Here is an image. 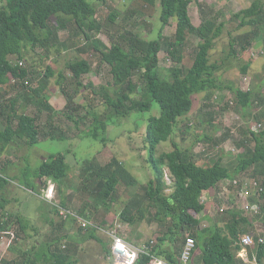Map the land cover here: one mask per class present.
Wrapping results in <instances>:
<instances>
[{
	"label": "trees",
	"instance_id": "trees-1",
	"mask_svg": "<svg viewBox=\"0 0 264 264\" xmlns=\"http://www.w3.org/2000/svg\"><path fill=\"white\" fill-rule=\"evenodd\" d=\"M108 1L9 0L6 6L0 8V85L7 87L0 91V170L5 175H0V195H5L11 185L10 177L5 174L8 162L2 158V154L16 142V137L26 138L28 145L34 146L43 135L52 139H65L67 136L52 123H48L49 132L43 133L39 124L45 111L49 113L48 118H52L51 114L55 109L46 92L49 79L55 74L54 68L49 65L42 81L36 85V66L28 68L20 65V61L26 56V47L42 49L47 58L52 57L54 52L61 53L60 45L63 47L65 42L60 40L59 33L69 31L71 35L82 39L81 42L78 40L79 43L85 42L87 48H94L100 53L101 61L110 66L113 82L101 86L92 84L89 88L88 97L101 95L108 110L101 113L91 105L87 112H83L87 106L77 101L76 90L73 88H86L84 77L93 71V64L86 58L69 62L67 67L71 72V80L63 72L57 80L67 98L64 112L66 119L79 127L85 117L83 113H86V117L93 115L89 128L98 138L101 134L98 126L106 132L116 119L128 118L135 111H149L154 102L160 105V114L148 118L145 132V141L150 150L148 163L154 170V177L147 182L145 188L143 186L144 195L142 192L135 193L125 202L120 214L121 221L134 226L143 221L148 213L152 220L158 221L162 228L158 232L156 244L152 246L151 255L168 264L178 263L187 235H192L197 240V251L201 252L198 264H243L237 255L243 247L244 234L250 232L252 223L249 213L247 215L244 213L246 211L236 208L228 209L221 223L210 216L211 203L203 204L200 198L203 194L213 192L221 181L250 173L263 187L260 195L255 197V202L262 205L264 181L261 182L258 177H264V131L256 132L252 127L242 130V138L237 142L242 152L237 154L236 163L232 162L230 166L224 163V155L217 159L211 158L210 165H203L198 161L195 145L204 140H215L212 134L198 135L195 142L187 148H182L174 140L178 131L185 129L186 133L194 124L187 117L194 105V95L207 92L210 96L215 90L223 88L217 76L219 66L211 63V51L216 40L223 34L226 24L206 20L201 26H196L189 13L190 0H160L161 23L158 26L155 24L152 32L155 36H143L138 22H129L135 15H142L137 12V8L128 10L124 16L118 10H113L107 21L115 24L120 17L122 21L115 32H111L97 18L98 6ZM234 17L240 20L242 27L251 26L254 29L234 39L231 43L232 56L246 52L257 37L264 33V1L254 0L249 8L234 14ZM173 21L176 22V32L173 36H165L166 27ZM98 32L108 35L110 45H103L100 40H95ZM191 35L197 36L200 42L194 50L193 64L187 67L183 64L184 49L190 46ZM164 47H167L174 61L169 77L163 76L160 68L159 55ZM137 75L141 79L140 84L145 86L142 93L136 80ZM13 82L15 84L12 86L18 92L16 96L7 99ZM99 90L104 92L100 93ZM231 90L236 100L235 108L243 110L244 117L249 116L256 101V91L243 90L233 85ZM260 102L263 103L264 99ZM29 105L36 107L34 115L26 112ZM226 107L231 109V104L228 103ZM224 109L205 115V120L213 125L216 121L214 119L222 116ZM185 120L192 123L185 124ZM213 129L216 131L219 127L214 125ZM167 141L173 142L174 149L158 152V146ZM122 163L116 156L104 165L97 157L80 162L85 168L78 176L83 183L79 185L76 194L83 200L78 212L101 226H113L100 215L101 212L108 215L113 211L119 199L120 182L129 188L141 185L138 178ZM167 168L173 177L171 186L165 180ZM69 175L68 157L59 152L50 154L43 160L33 179L25 174L22 183L34 192L41 193V189L47 187L48 181L52 180L63 195V189L71 183ZM38 179H41V183ZM168 189L172 191L167 192ZM8 202L5 196L0 197V229L5 231L16 220L17 225L25 222L24 218L7 210ZM63 204L69 207V199L63 198ZM262 208L264 221V206ZM52 213L60 215L56 207H53ZM259 218L261 217L258 215L257 219ZM203 220H207L209 224L201 228ZM50 222L53 230L61 233L60 235L47 237L30 250H22L18 260L0 259V264H78L80 260L76 247L89 239L99 241L106 253H111L97 229L84 230L77 225L73 227L74 234L62 233L65 221L52 218ZM19 232L18 229L16 243ZM65 240L69 244L67 247L63 244ZM250 252L252 256L256 253L259 264H264V243L258 240L255 248L250 247ZM151 255H142L136 264H156Z\"/></svg>",
	"mask_w": 264,
	"mask_h": 264
},
{
	"label": "rangeland",
	"instance_id": "rangeland-1",
	"mask_svg": "<svg viewBox=\"0 0 264 264\" xmlns=\"http://www.w3.org/2000/svg\"><path fill=\"white\" fill-rule=\"evenodd\" d=\"M8 2L9 0H0V8L6 6ZM216 3L220 5L219 2L214 1V4ZM200 4H203L204 7H207L209 10L210 5L207 3V1L204 0ZM159 5H160V0H154V1L109 0L106 4H102L98 6L97 18L99 22H101L102 24H106V27L109 30H111V32H115V30L117 29L116 27H118L121 24L122 19L120 17L117 23L115 24L110 23L107 21L108 15L113 10L116 9L118 10L121 16H124V14L128 10L137 8L138 9L137 12L142 13V15L140 14L135 15L132 18L133 20L129 22L132 23L137 21L138 24L140 25L139 31L141 32V34L145 37H152L155 36L152 33L155 28V24L158 26L161 23V21H159V11H160ZM199 6L197 4H193V10H195V12L200 13ZM220 10L222 14L225 15L226 13H228V11H231L232 9H227V6H223V8ZM198 13H197V17L199 16ZM234 14L232 15L231 19L227 21V23L238 20L234 17ZM195 21H198V19ZM240 23H238V26L234 25L233 28L235 29L236 26H237L236 30L243 28ZM227 29L225 34L219 37V42L217 43L218 47L211 55L212 62L219 59L221 54L218 53V49L220 48V46H222V44L230 42L231 40V38L227 34ZM244 30H246V28H244L242 32H244ZM175 32H176V22L173 21L171 25L166 27L164 31V35L170 37L173 36ZM59 37L62 42H65V45L63 47H61L60 45L61 53L54 52L52 57L47 58L46 56L43 55L42 49L39 48L33 50L30 47H26L25 48L26 56L24 59L21 60L22 62H24L23 66L25 67L29 68L32 67L33 65L36 66L38 72V74L36 75L37 78L34 79V81H36V85L40 80L42 81L45 75L44 73L48 69L49 65L52 66L55 70L54 76L49 79V86H48V90L46 91L47 94L50 96L51 102L54 105L55 109L51 114L52 118H50V120L48 118L50 117L48 111H45V113L43 114L40 120L41 123L40 125L43 130H46L44 128L48 127L49 122L50 123L60 122L63 123L66 127L70 125L69 123L70 121L66 119L64 116V112L66 111L65 108L67 104V98L65 94L62 92L61 87L58 85L57 82L61 72H63L65 75H68L69 79L71 80V72L67 67L69 62H72L79 58H86L93 64V70H96L99 73L103 72V76L96 72L97 74L100 75L98 76L96 73H94L95 71H92L90 73L91 74L90 76L89 75L85 76L84 82L86 88L82 87L80 88V90L77 89L76 86L75 88H73L76 90L77 101L80 104H86L87 106L86 108H84V110H82L83 112H87L90 109L91 105L94 106L97 109V111L100 110L101 113L108 110L105 108L106 106L103 104V99L100 97L101 95L99 96L96 95L90 98L88 97L90 93L89 88L92 84L101 86L108 82H113L110 66L101 61L100 53L98 51H96L94 48L92 49L87 48L85 42L79 43L78 40L81 42L82 39L71 35L69 31H61L59 33ZM97 39L100 40L103 45L104 44L110 45L111 43L108 35H106L104 32H98L95 40ZM196 47L197 46L195 44L193 45V43H190V46L188 48L185 47L184 53L186 56V60L183 63L185 66L191 67V65L193 64L194 61L193 53ZM262 55H263V51L259 53V57H263ZM159 57H160L161 73L163 76L169 77V70L174 65V61L169 55L167 47L163 48ZM262 72L259 75L256 74L253 75L251 78L241 77V79L235 81L240 86H243V89L247 90L249 88H252L257 92V100L259 101L258 103L255 102L254 107L251 110V114L249 116L244 117L243 110L241 111L235 108L236 100L234 98V94L232 93L228 92V94L226 93L222 94L219 96V99L217 98L215 99L216 101H210V102L203 100L199 95H195L194 105L192 107L191 112L187 115V117L191 119V121L194 124L191 125V128L189 129L190 131L186 133H185V129L182 131L181 130L178 131L177 134L175 135L174 140L182 148H187L190 147L195 142V139L198 135L205 136L208 134H212L215 140L210 142L208 140L207 141L204 140L195 145L194 151L197 155L198 161L203 165H210L212 163L211 158L217 159L219 156L224 155V163L227 166H230L232 162L236 163L237 154L242 152V150L239 149V146L237 144L239 139L242 138L241 136L243 135L242 130H247L248 128L255 126H257V128L259 129L258 125L259 123H262V127L258 132L264 131V107H262L261 104H259L261 99L262 98L264 99V82H263L264 71ZM136 80L139 82L140 93H142V90L144 89L145 86L143 85V83L140 84L141 79L139 78V75L136 76ZM14 82L11 84L10 87V92L13 94L11 95V97H8L7 99L16 96V92H18L16 91L15 87L12 86L15 84ZM242 84H246V85H242ZM99 92L103 93L104 90H99ZM228 103L231 104L230 110H228V108L224 109V107ZM204 104H207L206 107H204ZM219 107H220V111L224 109L223 111L224 113L222 112V116L216 117L214 119L216 120L215 123L211 125L207 119H206L207 121L205 120V115L218 112ZM35 111H36V107L34 105H31L29 106V109L26 112L29 114H34ZM160 111H161L160 105L157 102H154L152 109L149 111H145V112L135 111L128 118L116 119L110 125L109 130L106 132L102 131L101 126H98L97 129L101 132L98 138L92 134L91 128H89V126L93 122L92 120L93 115H89V117H86V113H83L85 114V117L82 119V123L80 124L79 127H74V123L71 122L73 124L72 127L70 128V134L73 133L74 130L76 131L74 137L72 138L66 136L65 139H52V138H45L44 136H42L41 138H39L40 143L34 146L32 145L27 146L28 143L25 144L24 141H22V139H19L16 141L15 144L9 147L11 148L10 153L18 158L17 160L18 167L15 168L17 175L13 174L12 169L9 171L11 184H13V187H18L21 191L25 192L24 189L19 187V185L23 181L18 180L17 178L22 173V171L25 172L23 173V176L26 173L28 176H30L31 172L29 173L28 170L30 168L32 169L34 167L35 168L39 167L44 160L43 158L44 156L46 158L50 154H56L59 152L65 153L68 157V163L70 166L71 175H69V177L71 176L70 178L71 183L68 185V187L66 186L63 189L64 191L63 194L66 193L64 196L67 195L66 198L69 199L68 206L71 207L69 209L78 211V209L83 204V200H81V197L76 195L78 194L77 190L79 188V185L83 184L82 181L78 179V176H80L79 174H81V171H83L85 168L83 167V165L80 164V162L86 159L97 157L98 161L104 165L109 163L112 160L113 156H116L123 162L122 164L125 165L133 173L135 177L138 178L141 185L138 184L137 188H129L125 183L120 182L118 187L119 199L115 203L113 211L108 215L101 212L100 217L105 218L108 221V224H113V225L122 224V231H121L122 234L126 237V239H128L131 242H134L135 244H142L151 240H155V242H157L158 232L161 230L162 225H160L158 221L152 220L151 215L149 213L147 214L146 218L143 221L135 224L134 226L122 222L120 218V214L121 211L124 209L125 202L130 198H132V196L135 193L142 192V194L144 195V190H145L144 188L147 182L154 177V170L152 169L151 165L148 163V160L150 158V152H149L150 150L148 144L145 141V132L147 129L148 118L152 115H159ZM192 122L185 120V124H189ZM214 125H217L219 129L214 131L213 129ZM24 139L27 141L26 138ZM173 149L174 146L172 141L163 142L157 148L158 152L160 153L168 152ZM166 170L169 171L168 168ZM1 172L4 175V172L3 171ZM72 177L75 178L72 179ZM236 177L239 179H245V182H251V180L253 179L250 173H243ZM258 179L261 182L264 181V177H258ZM165 180L167 184H170L169 186L172 185L173 182L172 178L170 181L167 180L166 178ZM51 181L52 180L48 181L47 184L48 188L44 187L43 189L47 188L45 192H47V190H51V192L49 191V194L51 196L52 195L55 196L54 193L55 187H56V194L58 193L57 190H59V188L55 182H51ZM224 182L225 180L221 181L219 185L220 189L217 190V193L215 194L214 198H212V200L215 199V203L212 202L214 208L210 207L209 209V214L212 213L213 218L221 223H223L224 220L223 218L227 214L225 212H221L220 210L216 211L215 208H220L224 204V201L221 199V196L222 197L225 196L224 193H226L225 185L223 186ZM52 183H54L55 185H53ZM170 191L172 190L171 189L167 190V192ZM69 193H71L72 195L69 196L68 195ZM32 195L27 193V195L22 197V204L29 212H33V208L31 207L34 198H32ZM2 196H5V198L8 200L10 193L5 195H0V197ZM251 200L256 201L257 199L252 196ZM261 204L262 206H264V199H262ZM225 205L228 204L225 203ZM62 206L68 208L67 205L63 204ZM36 213L37 211H35L34 214ZM244 213L248 215L247 211ZM262 215H263V209H261V212L259 214L261 218L257 219L260 221L261 224H263ZM59 216L63 219L61 215ZM250 216L251 215H248V217ZM205 221L206 222L203 224V226L209 224L207 220ZM69 222H71V224L77 227V224L75 222L73 221H69ZM253 226L254 225H250L249 227L250 232H252L251 229L253 228ZM261 230H263V226H261ZM99 234L106 242L107 247L111 252L112 240L109 238L108 235H105L100 232ZM261 234L264 237L263 231H261ZM14 239L15 237L12 239L11 244L13 243ZM6 242H8V240ZM83 243H85V241L81 242L80 249H77L76 247L77 250H80L77 253V257L80 260L78 264H113L112 261L110 260L111 253L109 254L106 253L104 246L99 241L94 239H89L86 240V244ZM63 244L66 247L67 245H69L66 240L63 242ZM7 248L8 247L5 244L2 245V243L0 242V256L4 255L7 252V250L9 252L10 249ZM199 256H200V251L198 250L195 258V264H198ZM5 259L9 260L8 254H5Z\"/></svg>",
	"mask_w": 264,
	"mask_h": 264
},
{
	"label": "crops",
	"instance_id": "crops-1",
	"mask_svg": "<svg viewBox=\"0 0 264 264\" xmlns=\"http://www.w3.org/2000/svg\"><path fill=\"white\" fill-rule=\"evenodd\" d=\"M190 1H191V3L189 6V13H190V16L192 18L193 23L196 26H201L204 23V21H206V20H212V21L216 22V24H220L221 22H224L226 24V27H225L222 35L225 34L226 29L228 28L227 34L231 38L230 42L222 44V46H220V48L218 49V53L221 54L219 59L214 61V62L211 61V63H215L219 66V69L217 71V76H218L219 81L222 84L223 88L215 90L213 92V94L210 96L207 92H202V93L196 94V95H199L205 101H208V102L216 101L215 99H217V98L219 99V96L222 94H225V93L228 94V92L233 94V91L231 90L232 85L236 86L238 88L242 87L241 89H243V86H240L239 84H237L235 82V81L241 79V77L251 78L253 75H255V74L259 75V74H261L262 71H264V33L261 34L259 37H257L253 46L250 49H248L246 52H244L243 54L239 53L237 55L232 56L231 55L232 54V44L231 43L234 41V39L238 36L243 35V34H248L251 30L254 29V27L244 26L243 28L236 30L238 23H240V20L238 19L239 20L238 21L235 19L236 21H232L230 23H227V21L229 19H231L232 15L234 13H238L243 9L249 8L252 5V3L254 2V0H205L210 5L209 10L207 7H204L203 4H200L204 0H190ZM214 1L219 2L220 5H218L217 3L214 4ZM193 4H197L198 6L200 4V6H199L200 7V13L195 12V10H193ZM223 6H227V9H232V10L228 11V13H226L224 15V14H222V12L220 10L223 8ZM209 11H210V14H209ZM197 13L199 14L198 17H197ZM215 15L216 16L219 15L217 20H216ZM197 19H198V21H195ZM196 23H198V24H196ZM234 25H237L235 29L233 28ZM244 28H246V30H244V32H242V30ZM189 42L193 43V45L195 44L197 46L200 42V39L197 36L191 35V36H189ZM218 42H219V38L216 40V45H215L214 49L211 51V55L213 54V52L218 47V44H217ZM262 51H263V55H262L263 57H259V53ZM254 55H256V56H254ZM193 56H195V53ZM185 60H186V56H185ZM93 71H95L94 73H96V72L99 73L96 70H93ZM99 74H101L103 76V72L99 73ZM99 74H97V75L100 76ZM88 75L90 76L91 74L89 73ZM263 82H264V78H263ZM241 83H242V81H241ZM242 85H246V84H242ZM5 89H7V87L0 85V91H2V90L4 91ZM249 89H252V88H249ZM243 90H246V89H243ZM12 94L13 93L10 92L7 95V98L11 97ZM254 99L256 100L255 102L258 103L259 100H257V92H255ZM217 103H219V102H217ZM254 104H253V107H254ZM259 104H261V106L264 107V102L263 103L259 102ZM206 105L207 104H204V107H206ZM29 106H31V105H29ZM225 108H228V110H230V107L225 106ZM219 109H220V107L218 108V110ZM36 111H35V113H36ZM34 114H30V115H34ZM49 120H50V118H49ZM69 123H70V125H68L66 127L63 123L52 122V124L55 125L58 129L66 132L68 137L72 138V137H74L76 131L74 130L73 133L70 134V128L72 127L73 123H71V122H69ZM39 124H41V123H39ZM74 127H77V126L74 124ZM40 129L43 133L49 132V130H50L48 127L44 128L46 130H43L41 125H40ZM61 134H64V133H61ZM19 139H22V141H24L25 144L27 143V141L24 138H18V137L15 138L16 141ZM15 143H13V144H15ZM27 146H28V144H27ZM10 149L11 148H8L7 151L2 154V158L8 162V166L6 167V171H5V174L7 176H9V171L11 169L13 171V174L17 175L15 168L18 167V164H17L18 158L16 156H13L10 153ZM43 158L45 159V156ZM37 169H38V167H36V168L34 167V168H32V169L30 168L28 170L29 173L31 172L30 173L31 175L29 176L31 179L36 177L35 173H36ZM26 170H27V168H26ZM23 173H25V172L22 171V173L17 177L18 180H21V181L23 180V177H24ZM228 179H230V178H228ZM234 179H236V178H232L230 180H234ZM38 181H39V183H41V179H38ZM51 182H53V181H51ZM52 184L55 185L54 183H52ZM17 185H19V184H17ZM19 187L24 189L26 193L21 191L18 187H13V184H11L8 187V189H7L8 192L6 194L10 193V196L8 197L9 202L7 203V210H9L10 212H14L20 218H24L25 222H23L21 225H17L18 221L16 220L15 224L13 223V225L9 229V230H11V232L16 233L15 239L13 240V243L10 246H7V244H6L7 243L6 241L10 238V235L3 233V232H5V230L0 229V242L2 243V245L5 244L8 247L7 249H10L9 252L7 250V252L5 253V254H8L9 260H15V259L18 260L19 259L18 256H21L22 250H30L34 245H36V244L39 245L40 242L45 240L47 237L52 238V237L60 235L61 233L54 231L52 228L53 224L50 222V221H52V218H54L56 221H65L60 216L53 214L52 209H53V207L57 208L56 203L62 204L63 198L67 196V195L64 196L66 193L62 195L61 192L59 190H57L58 193L56 194V187H55V192H54L55 196L51 200V199L46 198L47 192H45V191L48 187L45 189L42 188L41 193L34 192L33 190L26 187L23 183H21L19 185ZM43 190H44V193H43ZM27 193L34 195V196L32 195V198H34V201L32 203V207H31V208H33V212H29L25 208V206L22 204V197L27 195ZM68 195L71 196L72 194L69 193ZM254 197H256V196H254ZM212 198H214V196H209L208 202H210L211 204H212V202L215 203V199L212 200ZM253 202H255V201H253ZM68 208H71V207H68ZM35 211H37L36 214H34ZM1 215H2V211L0 210V217H1ZM210 216L213 217L212 213L210 214ZM263 223H264V221H263ZM251 225H253V224H251ZM73 227H74V225L71 224V222L65 221V225H64V228L62 229L63 230L62 233L74 234L75 231H74ZM18 229L20 230V232H19L18 242L16 243V238L18 236V234H17ZM83 244H86V241ZM78 245H79V248H78ZM78 245H77V248L80 249L81 243H79ZM78 251H80V250H78ZM239 252L240 251H238V253ZM249 252H250V248H249ZM5 254L0 256V259H4ZM200 254H201V252H200ZM75 256H76V254H75ZM162 261L163 260H161V263L168 264L166 261H163V262Z\"/></svg>",
	"mask_w": 264,
	"mask_h": 264
},
{
	"label": "built area",
	"instance_id": "built-area-1",
	"mask_svg": "<svg viewBox=\"0 0 264 264\" xmlns=\"http://www.w3.org/2000/svg\"><path fill=\"white\" fill-rule=\"evenodd\" d=\"M23 64L24 62L21 61L20 65ZM258 126L259 129L257 126L252 127V129L258 132L262 127V123H259ZM0 175L3 176L1 172ZM165 178L169 181L171 178L173 179L170 171L166 170ZM219 185L213 190L214 193L209 192L201 195V203H207L209 201V196H215L217 190L220 189ZM224 185L226 193H224L225 196H221L224 204L220 208H215V210L224 212L225 210L236 208L246 210L249 215H251L249 220L254 226L251 229L252 232L243 236V247L238 253V257L244 262L243 264H258L256 253H254V256H251L249 248L255 247L256 243L258 242L257 238L259 242L264 243V237L261 234V231L264 232V223L261 224L260 221L257 220V216L260 214L261 209L263 208L260 203L253 202L251 198L252 196H259L263 191V187H261L259 182L254 178L251 180V182H245V179L239 178L234 180L225 179L223 186ZM49 191L51 192V190H47L46 198L52 200L54 195L51 196ZM225 203L228 205H225ZM56 205L59 208L60 215L63 217V219H65V221H73L84 230L95 228L98 230V232L109 236V238L112 240L110 260L113 264H136L142 255H151L152 246L156 244L155 240H151L150 242H145L142 244H135L134 242L126 239V237L122 234V224L101 226L95 221L83 216L78 211L65 208L58 203H56ZM211 208H214L213 204L211 205ZM205 222V220L201 222V228L208 226H203ZM261 226H263V230H261ZM3 233L11 235V237L8 239V242L6 243L7 246H10L15 234L9 231H5ZM185 238L186 239L182 246V253L180 256H178L177 264H195V258L197 254V240L192 235H187ZM153 257L156 264L161 262L160 259L156 258L155 256Z\"/></svg>",
	"mask_w": 264,
	"mask_h": 264
},
{
	"label": "bare ground",
	"instance_id": "bare-ground-1",
	"mask_svg": "<svg viewBox=\"0 0 264 264\" xmlns=\"http://www.w3.org/2000/svg\"><path fill=\"white\" fill-rule=\"evenodd\" d=\"M1 172V171H0ZM2 173V172H1ZM237 210H239V209H237ZM240 210H243V209H240ZM244 211H246V210H244ZM159 264H162L161 262L159 263Z\"/></svg>",
	"mask_w": 264,
	"mask_h": 264
}]
</instances>
